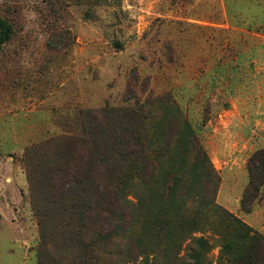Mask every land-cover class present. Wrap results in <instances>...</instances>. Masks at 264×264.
<instances>
[{"label":"rangeland","instance_id":"obj_1","mask_svg":"<svg viewBox=\"0 0 264 264\" xmlns=\"http://www.w3.org/2000/svg\"><path fill=\"white\" fill-rule=\"evenodd\" d=\"M0 18L13 26L0 51V264L56 263L39 217L63 162L51 140L84 109L165 92L220 176L217 202L264 234V200L241 208L264 149V0H0Z\"/></svg>","mask_w":264,"mask_h":264},{"label":"trees","instance_id":"obj_2","mask_svg":"<svg viewBox=\"0 0 264 264\" xmlns=\"http://www.w3.org/2000/svg\"><path fill=\"white\" fill-rule=\"evenodd\" d=\"M12 34L0 18V51ZM79 121L49 141L63 162L47 174L55 196L39 217L55 264H264V234L217 202L220 176L169 92L84 109ZM247 172L244 211L264 200L263 148Z\"/></svg>","mask_w":264,"mask_h":264}]
</instances>
